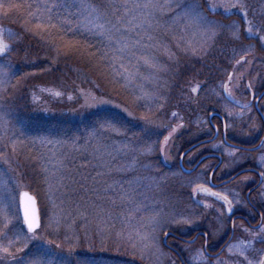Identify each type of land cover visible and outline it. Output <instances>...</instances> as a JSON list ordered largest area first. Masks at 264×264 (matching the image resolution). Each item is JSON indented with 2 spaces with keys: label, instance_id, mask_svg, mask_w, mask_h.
<instances>
[{
  "label": "snow or ice",
  "instance_id": "6c2138e0",
  "mask_svg": "<svg viewBox=\"0 0 264 264\" xmlns=\"http://www.w3.org/2000/svg\"><path fill=\"white\" fill-rule=\"evenodd\" d=\"M218 9H224L225 19L236 14L232 9H238L247 26L248 37H258L259 43L264 45V14H261L259 24L249 19L244 0H0V17L16 14L24 18L28 26L26 31L45 40L57 56L87 55L90 63L102 69L101 74L106 80L120 85L133 97L134 105L130 110L110 99L82 92L85 97L82 107L93 109L112 105L120 111L95 112L92 122L84 126L82 133L33 127L18 106L22 99L18 94L26 76L20 75L11 59L16 51L11 42L17 37L9 32L10 42H6L5 30L0 28V145L5 148L10 145L13 153L21 146L33 151L35 155L26 159L36 161L45 185L43 200L38 202L36 195L18 191L21 186L0 169V264H98L100 257L76 251L82 247L81 237L74 228L77 220L82 221L81 230L88 242V252H95V242L89 235L92 233L99 237L102 251L107 250L108 241H113L118 251L129 247L133 256L139 252L140 259L147 255L162 264L161 258L167 254L161 247L162 243L166 244L161 236L169 235L170 225H191L194 221L191 216L168 211L162 201L154 202L152 206L145 203L149 197L144 189L151 190L155 178L136 175L141 166L140 157L154 151L155 142L151 137L162 134L154 129L170 128L164 137L165 145L177 129L158 124L153 119L155 110L163 107L157 103L162 96L155 89L146 88L144 82L155 83L159 88L157 74L166 73L171 67L155 54L159 50L169 60L176 55L165 43L167 37L176 42L177 48L193 55H207L211 47L209 42L214 41L222 30H233V36L239 39L240 26L235 21L224 24L209 18L217 15ZM261 50L264 51V47ZM142 69L146 71L142 72ZM228 79L232 81L231 75ZM223 87L224 99L228 103H238L233 100L227 85ZM252 87L249 83L248 88ZM197 90L198 86L192 89L193 92ZM54 95L59 97L62 93L57 91ZM72 99L69 95L68 100ZM241 107L250 108L248 104ZM225 110L231 115L227 104ZM172 116L176 117L177 113L172 112ZM227 127L225 124V129ZM261 145L264 146V141ZM68 148L84 156L85 163L81 167L90 165L95 172L94 176L86 177L93 181L91 191L95 196L83 204L72 200L64 183L67 179L65 171L71 170L65 163L69 159L65 151ZM11 163L7 153L0 149V164L10 167ZM260 164L264 167V155L260 157ZM142 166L151 171L149 165ZM261 176L264 177V172ZM193 183L196 185L193 198L200 195L219 202L221 208L217 212L221 216L227 214L231 218L234 206L241 203L239 199H230L225 192L214 191V186H205L198 180ZM196 203L199 205L202 201ZM203 207L208 209L212 204L204 203ZM42 219L57 235L62 224L72 232V235L66 232L63 238L67 251L56 240H49L42 248L25 251L29 241L41 239L38 230L42 227ZM235 226L233 222V228ZM262 234L264 227L251 233L259 237L258 241L230 243L227 246L229 256L241 259L224 261L217 256V264H264V248L256 249V256L249 255L253 243L264 245ZM207 259L205 251L197 250L190 262L184 264H207Z\"/></svg>",
  "mask_w": 264,
  "mask_h": 264
},
{
  "label": "trees",
  "instance_id": "16d2710c",
  "mask_svg": "<svg viewBox=\"0 0 264 264\" xmlns=\"http://www.w3.org/2000/svg\"><path fill=\"white\" fill-rule=\"evenodd\" d=\"M251 4L257 8L256 0H253ZM249 15L257 23V16H255L257 11L250 10ZM209 18L227 24L229 21H234L236 16L225 19L217 14L210 15ZM27 27L25 19L19 15L11 14L7 18L0 17V28H3L5 32L15 34L17 37L15 42H11L12 46L16 48V51L12 53L11 59L20 75L26 76L21 85L22 91L18 94L22 97L18 106L23 117L33 127L49 130L61 129L69 134L82 133L84 126L92 122L95 112L119 111L112 105L108 109H106L108 105L93 109L82 107L85 101V97L81 95L82 92H91L97 98L110 99L113 103H119L122 107H128L130 110L134 108L133 97L120 85L106 80L101 74L102 69H98L94 63H90L87 55L61 54L57 56L56 52L45 40L34 35L31 31H26ZM228 32L233 31L222 30L216 39L210 42L211 47L208 48L207 55L185 53L176 47V42L172 41L171 37L165 39V43L171 47L176 55L172 60H169L168 56L161 54L159 50L155 54L166 64L171 65V67L163 75H157L158 83L161 81L159 88L156 87L155 83L144 82L146 88L155 89L162 96V99L157 103L162 104L163 107L155 110L153 119L157 121L170 119L172 118V112H182L190 109L192 103L194 104L193 109L203 110L206 114L210 115L211 113L219 112L220 107L217 105L220 103L216 98L217 96H215V93L219 90L218 85L222 82H229L228 77L230 75L232 77L233 73H235L232 66L240 64L237 63L238 61L242 63L243 58L242 56H239L241 59L234 58L235 50L239 51L238 47L242 44L241 38L236 39L233 34ZM256 57L258 55L255 49L254 59ZM258 58L260 59L261 57ZM144 71L146 70L142 69V72ZM28 73H31V75H26ZM197 86H199L200 90L197 97L194 98L192 89ZM41 89H44V91H41ZM57 91L61 92L62 95L59 97L55 96L54 93ZM69 95L73 97L72 100H68ZM135 114L139 116V112ZM121 115L124 114L121 113ZM167 129L170 128L162 126V128L153 130L162 134L151 137V141L154 140L153 142H155V148L150 155L140 157L141 166L137 169L139 174L141 173L139 170L145 169L142 166L144 164L150 166V174L154 173L153 169L157 164L156 155L160 150L159 145L164 143ZM120 139L122 138H117V140ZM19 151L21 156H18V159L25 171L24 178L28 180L30 188L38 196H44L43 189L45 185L41 179L42 173L36 166L35 160L26 159V157L33 156L35 153L23 146H21ZM65 151L69 154V159L65 163L71 169L70 171H65L67 179L64 183L67 185L68 195L73 201L83 204L87 199L95 196V193L91 191L93 181L90 178L86 179L90 175L94 176L95 172L90 165L81 167L85 163L83 155L73 151L71 148L65 149ZM88 159H91L90 155H88ZM41 163L44 162L41 161ZM170 183L173 185L172 182ZM145 203L148 204V199ZM68 223H70V219ZM44 226L43 223L38 233L44 231ZM64 226L62 224L61 229ZM81 227L82 221L77 220L74 228L81 237L82 244L86 247L88 242L84 240L85 234ZM47 234L49 235V240H54L56 233L53 234L47 230ZM89 235L92 236L93 234L90 233ZM46 243L40 240L36 241V249L44 247ZM32 247L30 245L26 251L31 250ZM89 253L85 254L94 255ZM104 259L110 258L105 257ZM100 262L98 261V263Z\"/></svg>",
  "mask_w": 264,
  "mask_h": 264
},
{
  "label": "flooded vegetation",
  "instance_id": "af4514ba",
  "mask_svg": "<svg viewBox=\"0 0 264 264\" xmlns=\"http://www.w3.org/2000/svg\"><path fill=\"white\" fill-rule=\"evenodd\" d=\"M258 3L261 8L257 12V24L260 22L261 14H264L262 1L259 0ZM247 42V45L250 43L257 45L264 63V51L261 50L264 45L259 43V39L250 41L247 39ZM244 90L245 93L240 94L235 88L232 97L234 101L242 98L248 102L243 104L238 101L231 104L240 109L242 105L248 104L249 109L242 108L247 111L254 108L250 115L251 119L247 118L245 121L242 119L243 122L236 123L230 121L231 128L225 129L228 121L224 117L210 119L212 115L210 114L208 121L211 122L208 123L207 129L211 134L197 132L196 136L193 129L185 134L183 132L185 129L182 128L177 134H173L167 145L164 143L159 145L157 164L153 169L154 177L172 182L180 196V207L171 209L170 212L191 216L194 221L191 225H170L169 235L161 236L162 241H166V244L162 243L166 251L163 250L171 256L166 255L165 262L172 261V256L181 264L190 262L191 256L197 250L205 251L207 264H217V256L224 261H235L231 256H223L226 251L223 254L221 251L230 243L239 241L248 243L246 238L248 239L249 234L264 227V184H261V180L264 179L261 172H264V169L260 166V153L264 152V146L259 148L264 141V112L260 113L256 107V102L264 90L256 94L248 88V84ZM254 121L258 123L259 129H251L250 132H254L250 136L249 125L254 124ZM245 128L247 130L243 131ZM168 134L169 132H166V136ZM230 152L233 154L229 155ZM197 180L205 186H214V191L227 193L230 199L241 201L239 205L234 206L231 218L227 214L221 216L217 212V209L221 208L219 202H213L211 198L200 195L193 198V188L196 187L193 181ZM198 200L202 201L199 205L196 203ZM204 203H211L212 207L206 209L203 207ZM244 229L249 231L245 232ZM256 247L263 248L264 245L256 242Z\"/></svg>",
  "mask_w": 264,
  "mask_h": 264
},
{
  "label": "rangeland",
  "instance_id": "374dc122",
  "mask_svg": "<svg viewBox=\"0 0 264 264\" xmlns=\"http://www.w3.org/2000/svg\"><path fill=\"white\" fill-rule=\"evenodd\" d=\"M252 1L253 0H244V3L246 5V11L248 12V18L249 19H251L250 15H249L250 10L259 12V8H261L259 6V3H258L259 0H256L257 1V8L251 4ZM261 1H262L263 6H264V0H261ZM226 2H227V0H226ZM223 12H224V9H218V15H221V17H224L222 15ZM232 12L236 13L235 15H232L231 17L236 16V19L234 21L240 26L239 39L241 38V40H242L241 46L238 47L239 51L235 50V52H234V58L235 59H241L239 56H242L243 57L242 63L237 64L236 66H232L234 68V71H235V73H233V75H232V81L231 82L226 81V82L219 83V85H218L219 90H217V92L215 93L216 94L215 96H217L216 98L218 99V101L220 103L219 105H217L220 107V110L218 113H220L228 121V125H229L228 128L229 127L231 128L230 121H233V123L234 122L236 123L238 121L241 122L242 119H244V121L247 118L251 119L252 116H250V115H251V112H254V108L251 109L252 111H249V110L247 111V110L242 109V108L240 109V107H237L234 104L228 103L224 99V96L226 94H225L223 86L227 85L228 89L229 90L231 89L230 91L232 94H233V92H235V88H237V90H239L238 92H240V94H241V92L245 93V90H244L245 85L249 84V83H251L253 85V87L251 89L253 91H255L256 94H258L260 91L264 90V63L262 62V58H260V59L258 58V57H262V56L260 55V52L257 49V45H255L254 43H253L254 45H251L252 41L249 45H247V43H248L247 39L250 41V39L257 40L259 38L258 37H248V34L245 31L247 26L242 22V17L240 15L239 10L238 9H232ZM263 12H264V10H263ZM255 16H258V13ZM232 21H229L227 24L231 23ZM231 31H233V30H231ZM8 33L9 32H5L6 42H9L8 41ZM228 33L232 34V32H228ZM255 49L257 50L258 57H256L254 59ZM248 50H250V51H248ZM247 61H252V63L249 64V63H247ZM163 74L164 73L157 74V75H163ZM199 90H200V88L198 86V90L193 93L194 98L197 97ZM237 100L243 104L248 102V100L246 101V99H242V98H238ZM226 104H227V108L231 112V115H229V112L225 110ZM105 106H107V105H105ZM109 106H111V105H108L106 109H108ZM193 107H194V104L192 103V107H190V109H186L182 112L177 111L176 117L171 116L172 118L169 117L170 119H167V120L166 119L165 120H158L157 123L161 124V125H170L171 127L176 128L177 132H175V134H177L178 130H180L182 128L185 129L183 131L185 134H186V132H188L192 129H193L192 130L193 133L196 134V136L198 133H209V134H211V131L207 129L208 123H205V121H208L209 114H206L205 112H203V110L199 111V110L193 109ZM260 107H261L262 111L264 112V100L262 101ZM248 123H250V120ZM181 125H183V126L181 127ZM160 128H162V127H160ZM253 128L259 129L258 123L255 121H254V124L249 125V132ZM245 130H247V128H245L243 131H245ZM166 131L169 132L170 129H167ZM253 132L254 131L250 132L249 135L251 136V134H253ZM153 141L154 140H152V142ZM0 149H2L4 152H6L8 158L12 161L10 167L7 165L0 164V169H3V171H6L8 173V176L11 178L12 182H14L16 185L21 186L18 188V191H29L33 195H36L38 197V199H39L38 202H41L43 200V196L42 197L38 196L36 194V192H34L30 188L28 180L24 178L25 171H24L23 165L19 162V159H18V156H21V154H19L20 151L18 150L16 153H13L10 145L6 148L3 147V145H0ZM262 155H264L263 151H261L260 157ZM121 162H123V161H121ZM260 166H261V164H260ZM261 168L264 169V167H261ZM139 171H141V173L139 174V172L137 171L136 175H139L141 177L151 176V177L155 178V183L153 184L152 189L151 190L144 189L147 196L149 197L148 198V205L152 206L154 204L153 202L162 201V202H164V204L167 205L168 211H171V209H175L176 207H180L179 191L173 187L174 184L172 185L170 182H167L169 180L158 179L157 177H154V174H150L149 173L150 171H147L145 169H141ZM145 183H147V181H145ZM12 211L16 212V208H13ZM69 219L71 222V218H69ZM43 223L45 225L43 228L44 231H41V233L39 232L38 234L41 237L40 241H42V242L44 241L46 243V240H47V242L49 241V235L47 234V230L52 232L53 234H54V232L51 228L46 227V224H47L46 220L42 219V224ZM66 232L68 235H72V232L68 231L66 226H64L61 229L60 233L58 235L56 234V236H54V240L61 243L64 251H67V248L64 247V239H63ZM262 235H264V234H262ZM92 239L95 242V252L93 254L95 256L100 257L99 261H101L98 264H154V262H155V257H153V259L152 258L150 259L149 256H147V255L145 256L144 259H140L139 252H137L136 255L133 256V254H132L133 250L129 247H125L124 249L118 251L116 248V245L114 244L113 241H108L107 250L102 251L99 247V243H100L99 237H97L93 234ZM242 239H244V237H242ZM246 240L248 242L249 241H258L259 237H254L250 233L248 236V239L246 238ZM36 241H38V240L29 241L28 246L25 249V251L28 249V247L30 245L33 246L31 248V250H36V246H35ZM53 247H54V245H53ZM161 247L163 248L162 244H161ZM261 248L262 247H260V248L256 247V242L253 243L252 250L249 251V255L250 256H256L257 253L255 250L261 249ZM81 250H83V251H81ZM76 251L88 253V243L86 244V247L84 244H82V247L76 249ZM223 252H225V254L223 256H225V255L229 256V254L227 253V248L221 251L222 254H223ZM169 254H171V253H169ZM20 255H23V253H21ZM168 256H170V255H168ZM105 257L106 258L109 257L110 259H104ZM231 258L233 260L241 259L240 257H237V256H231ZM117 259H122V260H117ZM161 260H162V262H165L164 257H162ZM173 261H175L176 264H181L179 262V260L177 258H173V256H172V261L166 260V262L162 263V264H173ZM155 264H160V262H155Z\"/></svg>",
  "mask_w": 264,
  "mask_h": 264
},
{
  "label": "water",
  "instance_id": "95a60500",
  "mask_svg": "<svg viewBox=\"0 0 264 264\" xmlns=\"http://www.w3.org/2000/svg\"><path fill=\"white\" fill-rule=\"evenodd\" d=\"M262 94H264V92L262 93ZM263 99H261V96L259 97V99H258V101L256 102V107H257V110L260 112V113H262L261 112V110H260V107H259V104H260V102L262 101ZM215 117H220V118H222L219 114H213V115H211V117H210V119H213V118H215ZM262 147V145H260V147L259 148H261ZM29 192V191H28ZM29 194L30 195H33L31 192H29ZM21 216H22V212H21ZM41 229V228H40ZM39 229V230H40ZM38 230V231H39Z\"/></svg>",
  "mask_w": 264,
  "mask_h": 264
}]
</instances>
